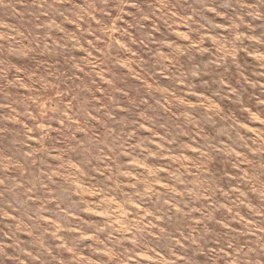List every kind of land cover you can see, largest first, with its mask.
<instances>
[{
  "label": "rangeland",
  "instance_id": "374dc122",
  "mask_svg": "<svg viewBox=\"0 0 264 264\" xmlns=\"http://www.w3.org/2000/svg\"><path fill=\"white\" fill-rule=\"evenodd\" d=\"M0 264H264V0H0Z\"/></svg>",
  "mask_w": 264,
  "mask_h": 264
}]
</instances>
